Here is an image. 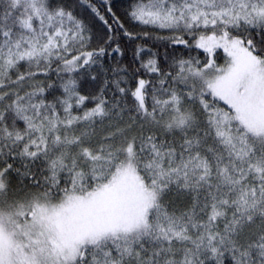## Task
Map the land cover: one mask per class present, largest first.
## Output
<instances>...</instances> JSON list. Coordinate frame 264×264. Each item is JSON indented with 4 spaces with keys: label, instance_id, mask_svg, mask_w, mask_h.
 Masks as SVG:
<instances>
[{
    "label": "snow or ice",
    "instance_id": "6c2138e0",
    "mask_svg": "<svg viewBox=\"0 0 264 264\" xmlns=\"http://www.w3.org/2000/svg\"><path fill=\"white\" fill-rule=\"evenodd\" d=\"M0 264H264V0H0Z\"/></svg>",
    "mask_w": 264,
    "mask_h": 264
}]
</instances>
